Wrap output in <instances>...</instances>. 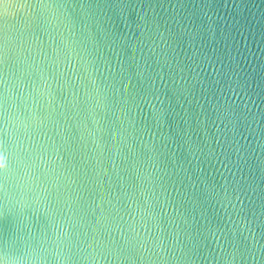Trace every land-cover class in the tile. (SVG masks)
I'll list each match as a JSON object with an SVG mask.
<instances>
[{
  "label": "water",
  "instance_id": "1",
  "mask_svg": "<svg viewBox=\"0 0 264 264\" xmlns=\"http://www.w3.org/2000/svg\"><path fill=\"white\" fill-rule=\"evenodd\" d=\"M11 264H264V0H0Z\"/></svg>",
  "mask_w": 264,
  "mask_h": 264
},
{
  "label": "snow or ice",
  "instance_id": "2",
  "mask_svg": "<svg viewBox=\"0 0 264 264\" xmlns=\"http://www.w3.org/2000/svg\"><path fill=\"white\" fill-rule=\"evenodd\" d=\"M3 166V160L0 158V167ZM0 264H11L9 253L6 251V244L0 240Z\"/></svg>",
  "mask_w": 264,
  "mask_h": 264
}]
</instances>
